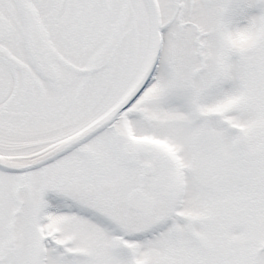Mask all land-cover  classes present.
I'll list each match as a JSON object with an SVG mask.
<instances>
[{
    "label": "snow or ice",
    "instance_id": "6c2138e0",
    "mask_svg": "<svg viewBox=\"0 0 264 264\" xmlns=\"http://www.w3.org/2000/svg\"><path fill=\"white\" fill-rule=\"evenodd\" d=\"M0 264H264V0H0Z\"/></svg>",
    "mask_w": 264,
    "mask_h": 264
}]
</instances>
